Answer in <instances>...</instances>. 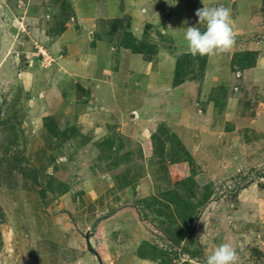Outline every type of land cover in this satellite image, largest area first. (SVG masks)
<instances>
[{"label": "rangeland", "instance_id": "374dc122", "mask_svg": "<svg viewBox=\"0 0 264 264\" xmlns=\"http://www.w3.org/2000/svg\"><path fill=\"white\" fill-rule=\"evenodd\" d=\"M220 5L232 48L187 53ZM225 242L264 264V0H0V264H205Z\"/></svg>", "mask_w": 264, "mask_h": 264}, {"label": "clouds", "instance_id": "9594fccd", "mask_svg": "<svg viewBox=\"0 0 264 264\" xmlns=\"http://www.w3.org/2000/svg\"><path fill=\"white\" fill-rule=\"evenodd\" d=\"M198 24L187 27L183 40L192 56H216L228 52L235 43L231 10L223 5L197 9ZM239 257L231 243H221L206 257L205 264H237Z\"/></svg>", "mask_w": 264, "mask_h": 264}, {"label": "trees", "instance_id": "16d2710c", "mask_svg": "<svg viewBox=\"0 0 264 264\" xmlns=\"http://www.w3.org/2000/svg\"><path fill=\"white\" fill-rule=\"evenodd\" d=\"M129 45V43H125V46ZM132 49L135 52H142V47L140 45H134L132 44ZM252 51H245L244 53H241L239 58H237V63L240 65V68H245L248 65V60H246V55L250 54ZM202 63V61L200 60ZM200 63V64H201ZM188 64H191L189 55L184 54L183 57L180 59L175 57V66H174V76L176 79L183 80V71L187 70ZM184 75V74H183ZM176 241V240H175ZM174 242V240H173ZM174 243H178L177 241ZM194 255V254H192Z\"/></svg>", "mask_w": 264, "mask_h": 264}, {"label": "crops", "instance_id": "0c3cea01", "mask_svg": "<svg viewBox=\"0 0 264 264\" xmlns=\"http://www.w3.org/2000/svg\"><path fill=\"white\" fill-rule=\"evenodd\" d=\"M123 222H124V221H123ZM125 224H126V223H125ZM118 247H120V246H118ZM120 248L124 249V247H120ZM122 249H121V250H122ZM132 253H133V252H132Z\"/></svg>", "mask_w": 264, "mask_h": 264}]
</instances>
